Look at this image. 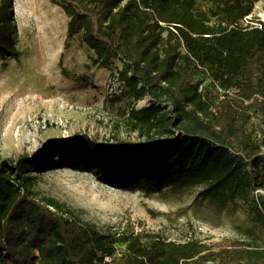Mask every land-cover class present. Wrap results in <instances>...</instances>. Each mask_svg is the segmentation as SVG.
Instances as JSON below:
<instances>
[{
  "label": "trees",
  "instance_id": "obj_1",
  "mask_svg": "<svg viewBox=\"0 0 264 264\" xmlns=\"http://www.w3.org/2000/svg\"><path fill=\"white\" fill-rule=\"evenodd\" d=\"M54 1L69 18L67 45L78 39L94 66L118 75L122 91L111 97L121 101L126 91L134 101L151 100L126 119L144 141L114 146L82 135L48 145L55 163L44 152L38 160H0V264H108L120 242L128 244L130 264H264L258 243H143L139 233L103 232L56 200H39L32 175L70 167L113 187L146 194L167 188L177 198L202 186L216 208L250 201L264 226L262 141L247 132L252 113L264 120V22L234 27L264 0H207L208 9L199 0ZM15 33L12 0H3V59L19 55ZM204 76L210 85L203 88ZM210 87L221 91L217 104Z\"/></svg>",
  "mask_w": 264,
  "mask_h": 264
},
{
  "label": "rangeland",
  "instance_id": "obj_2",
  "mask_svg": "<svg viewBox=\"0 0 264 264\" xmlns=\"http://www.w3.org/2000/svg\"><path fill=\"white\" fill-rule=\"evenodd\" d=\"M199 5L210 7L207 0H199ZM12 6L19 55L0 56V160L22 155L38 160L44 152L46 161L55 163L57 154L48 145L82 135L105 145L143 142L137 132L130 131L126 119L132 107H149L151 100L134 101L126 91L121 101L111 97L110 89L122 91L118 75L115 70L94 66L93 53L78 39L67 45L69 18L61 6L54 0H12ZM250 17L249 26L264 21L263 1L255 4ZM83 77L88 81L79 80ZM203 81L201 87L210 85L205 76ZM210 89L217 104L221 91ZM247 132L254 141H262L264 153L260 113L251 114ZM32 175L39 200L54 199L65 211L96 224L103 232L122 237L139 233L143 243L159 237L177 243L240 240L264 246V226L250 201L237 199L225 209L216 208L201 196L202 186L177 198L167 188L146 194L113 187L93 172L70 167H49ZM131 258L128 244L120 242L115 255L106 261L130 264Z\"/></svg>",
  "mask_w": 264,
  "mask_h": 264
},
{
  "label": "built area",
  "instance_id": "obj_3",
  "mask_svg": "<svg viewBox=\"0 0 264 264\" xmlns=\"http://www.w3.org/2000/svg\"><path fill=\"white\" fill-rule=\"evenodd\" d=\"M262 22H264V21H262ZM250 24H252L251 17L247 16L240 23L235 24L234 27L238 26V27H241V28H247ZM255 26H259L260 27V23H256ZM110 90H111L110 92L113 93V89H110ZM257 192L263 193L262 191H257ZM35 254H36V256H39L38 252H36ZM35 264H38V262H36Z\"/></svg>",
  "mask_w": 264,
  "mask_h": 264
}]
</instances>
